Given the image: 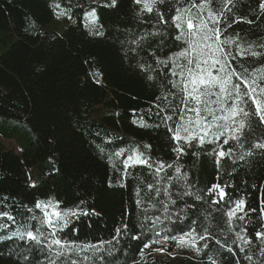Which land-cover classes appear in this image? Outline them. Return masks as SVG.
<instances>
[{
  "label": "trees",
  "instance_id": "obj_1",
  "mask_svg": "<svg viewBox=\"0 0 264 264\" xmlns=\"http://www.w3.org/2000/svg\"><path fill=\"white\" fill-rule=\"evenodd\" d=\"M261 2L236 0L234 13L243 20L233 24L225 35L239 33L245 47L250 42L256 46L255 51L264 53L258 47L264 43ZM59 8H66L72 20L61 30L55 27ZM139 8L134 0H116L115 6L112 0H0V212H8L17 221L31 219L32 215H41L35 203L50 198L68 209H95V215L73 218L69 227L58 234L81 246L112 240L115 229H122L117 240L103 245V251L73 253L78 264H211L209 256L220 264H236L237 257L240 264H262L264 243L254 233L264 223L260 212L264 202V149H252V156L235 164L224 158L219 166V182L234 184L227 191L247 202L245 221L234 222L237 231L240 225L246 226L252 238L251 245H242L244 252L236 249L237 256L232 257L212 240L202 253L189 257L181 252L176 259L172 255L180 245L171 239L144 248L149 239L161 238L143 234L138 221L143 208L154 216L160 214V205L153 209L145 200L143 208L137 207L136 189H143L152 177L142 166L129 169L130 174L123 177L122 161L129 154L127 150L140 146L152 161L162 160L173 164V168L179 165L181 173L186 172L189 182L201 190L217 183L218 173L214 156L195 144L186 148L179 159L172 151L175 145L167 125L155 115V104L165 107L163 99L157 97L168 89L162 86L161 71L152 70L157 64L151 53L163 59L176 50V45L171 34L165 37L164 45L158 36H148L140 46L130 43L149 32L163 30V26L150 22L154 13L138 16ZM93 9L96 22L87 27L91 24L87 13ZM9 36L13 42L5 50ZM238 59L250 71L264 66V55ZM149 76L154 79L149 80ZM141 117L151 127L133 122ZM254 127L253 142L264 143V126L254 121ZM144 145L151 147L144 149ZM121 149L125 152L117 157L115 153ZM167 173L175 174L173 169H167ZM173 184L172 191L178 192L179 185ZM159 199H164L163 194ZM210 199L205 195L202 202L184 196L176 205H170L172 213L184 209L181 215L185 217L169 225L170 232L178 234L190 226L200 231V225L207 224L220 238L217 225L227 230V217L214 211L221 205H210ZM249 220L251 223H247ZM0 223L9 224L0 231V264H47V252L41 253L31 242L8 239L15 226L6 218ZM124 223L128 224L127 232ZM133 235H140V239H132ZM232 239L235 235L229 233L228 242ZM84 256L90 261H84Z\"/></svg>",
  "mask_w": 264,
  "mask_h": 264
},
{
  "label": "snow or ice",
  "instance_id": "obj_2",
  "mask_svg": "<svg viewBox=\"0 0 264 264\" xmlns=\"http://www.w3.org/2000/svg\"><path fill=\"white\" fill-rule=\"evenodd\" d=\"M214 2L215 8L213 7ZM115 3L116 0H112L113 6ZM134 3L140 5L138 16L144 13H154V16H150V22L163 26V30L149 32L130 43L140 46L141 41L147 40L148 36H158L160 44L164 45L165 37L171 34L170 39L176 45V50L169 52L163 59L151 53L157 64V69L152 70L161 71L162 86L168 89L157 97V100L163 99L165 107L162 108L159 104H155L154 107L157 109L155 115L167 125V131L175 145L172 151L179 159L185 154L186 148H192L195 144L196 148L204 149L214 156V164L218 173V182L201 190L195 188L194 183L189 182L186 172L181 173L179 165L173 168V164H166L162 160L152 161L151 156L141 151L140 146L127 150L129 154L122 161L123 177L127 178L130 174L129 169L138 166L146 167L152 177L151 182L144 184L143 189L137 187L135 201L137 207L143 208L145 200L149 201L153 209H156L158 204L160 205L158 209L160 214L154 216L148 215V209L143 208L142 219L138 221L143 234L152 233L161 238L149 239V242L144 244V248L150 247L153 243H160L161 240L171 239L178 245L193 248L199 254L209 248L208 241L212 240L219 245L220 249L236 257V249L244 252L245 248L242 245L252 244L247 227L240 225L237 231L234 223L245 221L248 215L244 211L247 202L243 197L237 198L234 193L230 194L227 191L228 188H234V184L219 182V166L224 158L231 159L235 164L237 160L252 156V149H264V143L253 142L254 121L257 125L264 126V66L250 71L238 59L246 55L259 57L264 53L255 51L256 46L250 42L245 47L239 33L234 36L225 35L233 24L243 20L242 17L237 18L234 13L236 0H199L198 3L197 0H134ZM259 7L264 9V0ZM166 14H169L167 19ZM87 18L91 21V24L86 25L87 27L95 24L94 9L87 13ZM246 22L253 23L251 20ZM233 46H235V52ZM258 47L264 49V43ZM234 61L236 64L233 63ZM141 67L143 68V65ZM151 67L149 65V68ZM148 79L152 80L154 77L149 76ZM149 111L151 112V109ZM133 122L140 127H151L143 117ZM205 145L209 148L205 149ZM143 147L149 149L151 146L144 145ZM124 152L125 149H121L115 155L120 157ZM167 169H173L175 174L169 175ZM173 182L179 185L178 192L172 191ZM161 194L164 199H159ZM205 195L211 197L210 205H221V208H215L214 211L221 212L227 217L225 221L227 230L217 225L220 238L210 230L207 224H201L200 231H197L196 226H190L186 231L181 230L178 234L171 233L169 225H175L185 217L181 215L184 209L172 213L170 205H176L177 200L184 196L203 202ZM185 207L191 206L185 205ZM35 209L39 210L41 215H32L31 219L17 221L16 217L8 212H0V220L6 218L15 226V230L7 236L8 239L15 237L21 241H28L41 253L47 252L48 255L45 257L47 264H78L73 253L78 255L79 252L85 250L103 251V245L117 240L122 231L118 227L115 229L112 240H101L98 245L81 246L74 241L63 239L58 234L69 227L73 218L78 220L81 216L95 215V209L89 211L79 206L75 209H62L61 202L51 198L47 201H37ZM248 211L253 212L255 209ZM260 212L264 220V202H262ZM160 225L164 227L156 230ZM8 227L9 224L0 223V231ZM260 229L254 235L257 240L264 243V223L260 224ZM123 230L127 232V223L123 224ZM162 232L168 234L161 235ZM229 233L235 235V239H232L230 243L228 242ZM131 238L139 240L140 235H133ZM201 241H204L202 247L200 246ZM28 250L31 251V248ZM143 254V249H141L140 255L143 256ZM261 254L264 255V248L261 249ZM24 259L28 260V257L25 256ZM208 259L211 264H220L211 256ZM244 259L251 260V257L245 256ZM83 260L90 261V258L84 256ZM236 264H240L238 257Z\"/></svg>",
  "mask_w": 264,
  "mask_h": 264
},
{
  "label": "rangeland",
  "instance_id": "obj_3",
  "mask_svg": "<svg viewBox=\"0 0 264 264\" xmlns=\"http://www.w3.org/2000/svg\"><path fill=\"white\" fill-rule=\"evenodd\" d=\"M63 13V14H61ZM68 22H72L71 18H69V16H67V11H66V8H59L57 9L56 11V15H55V27L59 30H61L62 27H64V25H66V23ZM13 42V39L9 36L7 37L6 39V43H5V50L12 44ZM9 148L13 147L12 145H10L9 142H6L5 143ZM62 209H68L67 207H63L61 206ZM181 249V250H180ZM180 249L174 253L172 255V259H176L177 256H179L181 252H184L185 254L184 255H187L189 257H192L193 254H196L197 252L193 249V248H190V247H187V246H182L180 245ZM160 255H164L163 252L159 251Z\"/></svg>",
  "mask_w": 264,
  "mask_h": 264
}]
</instances>
